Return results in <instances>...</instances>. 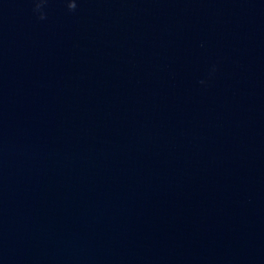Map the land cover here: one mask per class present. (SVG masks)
I'll return each mask as SVG.
<instances>
[{
  "label": "water",
  "instance_id": "obj_1",
  "mask_svg": "<svg viewBox=\"0 0 264 264\" xmlns=\"http://www.w3.org/2000/svg\"><path fill=\"white\" fill-rule=\"evenodd\" d=\"M0 264H264V0H0Z\"/></svg>",
  "mask_w": 264,
  "mask_h": 264
}]
</instances>
